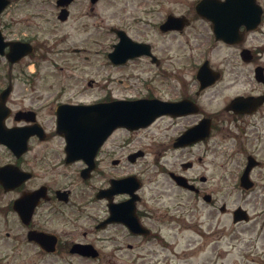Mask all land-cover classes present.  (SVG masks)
<instances>
[{
	"label": "flooded vegetation",
	"instance_id": "flooded-vegetation-1",
	"mask_svg": "<svg viewBox=\"0 0 264 264\" xmlns=\"http://www.w3.org/2000/svg\"><path fill=\"white\" fill-rule=\"evenodd\" d=\"M226 2L9 0L0 30L34 50L17 63L0 55V264H92L115 257L124 242L132 250V239L136 249L142 241L166 248L156 225H186L188 213L194 225H215L219 196L264 197V0H255L250 24L246 0ZM102 68L111 76L102 78ZM237 99L246 105L231 108ZM135 100H149L157 115L149 126L118 128L94 157H72L60 111L101 104L115 114L116 102ZM166 103L182 109L167 112ZM220 146L237 151L226 160L235 183L224 188ZM146 155L149 173L138 169ZM129 177L133 194L111 189ZM126 202L122 220L108 222L111 207ZM132 217L141 234L127 224ZM108 243L119 247L107 254ZM160 255L132 261L181 264L178 254Z\"/></svg>",
	"mask_w": 264,
	"mask_h": 264
},
{
	"label": "rangeland",
	"instance_id": "rangeland-1",
	"mask_svg": "<svg viewBox=\"0 0 264 264\" xmlns=\"http://www.w3.org/2000/svg\"><path fill=\"white\" fill-rule=\"evenodd\" d=\"M2 63L1 61L0 64ZM16 70L17 68H14L15 72ZM107 70H109L108 73L111 76V68H102L100 69L102 78V74ZM6 72L7 70L3 69L0 74H5ZM115 75L113 73V76ZM216 152L217 155L214 158L217 159L216 161L220 168L217 178L221 183V187L233 185L235 180L233 175L228 172L226 160L236 157V149L231 151V148L220 146ZM169 168L173 170L171 166ZM138 169L149 173L148 155L140 162ZM214 179L216 180V177ZM164 181L165 190L168 194L176 191L167 176ZM218 200L219 205L226 203L230 209H234L237 206L248 209L253 216L252 223L233 225L232 218L229 215H223L220 211H217V213L215 212V225H194L196 221L192 217L193 215L188 213L185 217L186 225H156V229H160L166 237L168 247H159V242L150 244L142 241L140 248L136 249L135 239H132L131 243L134 246L132 250H128L126 248L127 242H124L120 247L123 251L115 257L107 256L108 260H100L92 264H141V261L135 263L132 259L149 251L156 254H164L165 256L163 257L160 255L162 259L166 257L172 259L175 258L173 254H178L181 258V264H264V235H262V229H264V197L261 192L253 193L252 195L243 194V196L236 197L219 196ZM201 206L202 219L207 221V208L203 205ZM200 231H203L207 236L205 234L201 236L199 234ZM118 247L115 243H108L106 244V253L110 254ZM119 257L123 258V260H120ZM69 263L79 264V261L73 260ZM163 263L162 261L161 264ZM40 264H51V261ZM52 264H67V262L63 258H59L57 261H53ZM144 264H149V262L146 261Z\"/></svg>",
	"mask_w": 264,
	"mask_h": 264
},
{
	"label": "water",
	"instance_id": "water-1",
	"mask_svg": "<svg viewBox=\"0 0 264 264\" xmlns=\"http://www.w3.org/2000/svg\"><path fill=\"white\" fill-rule=\"evenodd\" d=\"M7 5V1L6 0H0V14L1 12L4 10V8L6 7ZM6 46V43L4 42L3 40V37L0 33V53H3L4 52V48ZM31 49L30 48H27V49H22L21 47H16L13 51H12V60L13 61H16L18 60L19 58L23 57L24 55L27 54V52H29ZM143 102H137V103H134L135 105V109L137 108L138 105L142 104ZM79 108H75V110H78ZM80 109H83L84 108H80ZM61 115H64V113L62 112ZM124 115H126V113H124ZM124 115H123V112L120 111V116H117L115 118H113L111 116V119L108 121V125L105 126L103 125L104 123L101 122L100 120V117H97V119H95L93 121V123H95V125H93L95 128H96V131L100 134L101 131L105 128H108L109 130L111 128H115L117 125H127V126H146L149 124L150 120H151V116L150 114L148 113V111H146L145 113L143 114H136L134 113L133 115V120H138V123L135 122V121H130V122H126L125 118H124ZM72 116L76 117L77 116V113H73ZM118 122V123H117ZM76 135V134H75ZM71 140L74 142L76 141V137L75 136H71ZM244 211H242L241 209H238L236 211V220H242L244 219L243 218V215H244Z\"/></svg>",
	"mask_w": 264,
	"mask_h": 264
}]
</instances>
